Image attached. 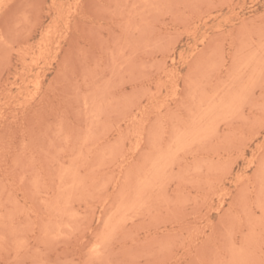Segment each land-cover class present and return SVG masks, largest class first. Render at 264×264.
Masks as SVG:
<instances>
[{
	"label": "rangeland",
	"instance_id": "374dc122",
	"mask_svg": "<svg viewBox=\"0 0 264 264\" xmlns=\"http://www.w3.org/2000/svg\"><path fill=\"white\" fill-rule=\"evenodd\" d=\"M4 20L0 264H264V0Z\"/></svg>",
	"mask_w": 264,
	"mask_h": 264
},
{
	"label": "snow or ice",
	"instance_id": "6c2138e0",
	"mask_svg": "<svg viewBox=\"0 0 264 264\" xmlns=\"http://www.w3.org/2000/svg\"><path fill=\"white\" fill-rule=\"evenodd\" d=\"M10 22L7 21V20H4V21H0V24H9Z\"/></svg>",
	"mask_w": 264,
	"mask_h": 264
},
{
	"label": "bare ground",
	"instance_id": "6f19581e",
	"mask_svg": "<svg viewBox=\"0 0 264 264\" xmlns=\"http://www.w3.org/2000/svg\"><path fill=\"white\" fill-rule=\"evenodd\" d=\"M246 85H247V84H246ZM35 86H36V85H35ZM246 87H247V86H246ZM37 88H38V86H37ZM243 89L245 90V87H243ZM246 89H247V88H246ZM244 90H243V91H244ZM244 92H245V91H244ZM241 93H243V92H241ZM240 97H241V96H240ZM208 125H209V123H208ZM208 125H207V126H208ZM159 172H160V171H159ZM162 172H163V171H162ZM157 174H158V173H157ZM158 177H159V176H158Z\"/></svg>",
	"mask_w": 264,
	"mask_h": 264
}]
</instances>
